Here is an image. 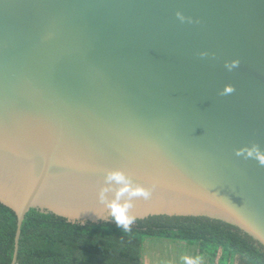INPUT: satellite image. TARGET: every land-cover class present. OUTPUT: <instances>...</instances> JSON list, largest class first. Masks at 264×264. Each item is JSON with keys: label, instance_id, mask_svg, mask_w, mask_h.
<instances>
[{"label": "water", "instance_id": "1", "mask_svg": "<svg viewBox=\"0 0 264 264\" xmlns=\"http://www.w3.org/2000/svg\"><path fill=\"white\" fill-rule=\"evenodd\" d=\"M252 155H248V151ZM264 0H0V202L73 223L204 216L264 246ZM119 170L147 198L117 193Z\"/></svg>", "mask_w": 264, "mask_h": 264}, {"label": "trees", "instance_id": "2", "mask_svg": "<svg viewBox=\"0 0 264 264\" xmlns=\"http://www.w3.org/2000/svg\"><path fill=\"white\" fill-rule=\"evenodd\" d=\"M18 215L0 202V264H12ZM147 238L197 244L220 264H264V246L240 228L204 216L155 215L123 231L116 221L73 223L31 209L23 223L16 264H143Z\"/></svg>", "mask_w": 264, "mask_h": 264}, {"label": "clouds", "instance_id": "3", "mask_svg": "<svg viewBox=\"0 0 264 264\" xmlns=\"http://www.w3.org/2000/svg\"><path fill=\"white\" fill-rule=\"evenodd\" d=\"M252 154V151L249 150L248 155L251 156ZM256 155L261 163H264V154L257 152ZM107 178L109 180H114L117 183L123 184V187H121L119 192L117 193V199H119L120 195L125 192H127L129 196H143L145 198H147L150 194L149 190L141 185H136L135 187L131 186L130 181L127 179V177L123 174V172L119 170L110 172ZM131 206L132 205L130 201H125L123 205L115 201L110 204L117 227L122 228L125 232L131 230V226L136 219L134 215H131L128 212ZM186 264H194V261L190 258H186Z\"/></svg>", "mask_w": 264, "mask_h": 264}, {"label": "crops", "instance_id": "4", "mask_svg": "<svg viewBox=\"0 0 264 264\" xmlns=\"http://www.w3.org/2000/svg\"><path fill=\"white\" fill-rule=\"evenodd\" d=\"M154 239L155 238H147L144 242V247L146 245H149L150 243L151 244L149 245L150 247L147 249V252H144L143 264H176L175 262L176 256L178 253L179 254L181 253L176 250L178 247L177 243L179 242V240L169 239V238H165V239L156 238L157 240ZM187 245L198 246L197 244L191 245L188 242ZM191 252H193L191 253V255L196 256L197 259H201L202 261L204 260V262H207L208 264H219L218 258L215 261H213L208 254L206 253L202 254L199 249V246L197 249L195 248L192 249Z\"/></svg>", "mask_w": 264, "mask_h": 264}, {"label": "rangeland", "instance_id": "5", "mask_svg": "<svg viewBox=\"0 0 264 264\" xmlns=\"http://www.w3.org/2000/svg\"><path fill=\"white\" fill-rule=\"evenodd\" d=\"M154 240H157V239L155 238ZM183 241L184 240H179V242L177 243L178 244L177 245L178 247H177L176 250L178 252H181V253L180 254L178 253L177 256H176V261H175L176 264H186V258L192 259L194 261V264H208L207 262H204V260L202 261L201 259H197L196 256L191 255V253H193V252H191V250L194 249V248L197 249L198 246H188L187 245V241H185L186 243L183 242ZM149 245H146L144 247V252H147V249L150 247ZM159 245H160V243H159ZM202 254H200V255H202Z\"/></svg>", "mask_w": 264, "mask_h": 264}]
</instances>
